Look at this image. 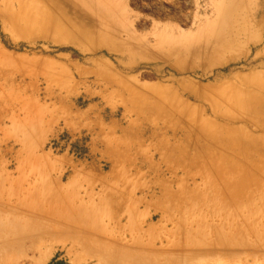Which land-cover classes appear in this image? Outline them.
<instances>
[{
    "label": "rangeland",
    "instance_id": "1",
    "mask_svg": "<svg viewBox=\"0 0 264 264\" xmlns=\"http://www.w3.org/2000/svg\"><path fill=\"white\" fill-rule=\"evenodd\" d=\"M31 1L23 21L0 15V201L16 200L9 179L51 186L60 176L87 203L96 193L142 198L136 223L162 225L159 236L173 238V225H189L190 208L174 209L171 199L150 219L145 202L163 188L179 193L184 171L168 157L173 147L153 145L142 126L171 120L155 108L168 88L224 81L242 92L247 115L264 122V45L253 43L264 37V0ZM224 40L228 48L217 51ZM248 155L249 173L263 182L264 147ZM44 234L45 246L25 264L41 253V264L55 256L95 263ZM211 264H264V247Z\"/></svg>",
    "mask_w": 264,
    "mask_h": 264
},
{
    "label": "bare ground",
    "instance_id": "2",
    "mask_svg": "<svg viewBox=\"0 0 264 264\" xmlns=\"http://www.w3.org/2000/svg\"><path fill=\"white\" fill-rule=\"evenodd\" d=\"M32 2L0 0V15L6 13L13 23L23 21ZM224 41L216 43L217 51L228 48L230 43ZM253 43L264 45V37ZM241 95L225 81L188 90L171 87L155 104L171 120L142 126L141 132L152 130L153 145L173 147L168 157L184 171L186 182L179 193L162 187L160 196L149 192L157 198L145 202L150 219L168 210L172 204L166 201L171 199L176 201L174 209L190 208L189 225H173V238L164 241L159 236L162 225L136 223L135 209L142 198L132 194L116 198L113 192L96 193L87 203L69 191L60 176L51 186L33 182L25 187L24 181L9 179L16 200L0 201V263L32 260L47 242L44 232L56 236L63 247L83 250L94 264H211L258 252L264 247V209L256 207L255 195L264 199V181L249 173L247 160L252 150L264 147V122L247 115L248 102ZM136 153L152 161L149 153ZM187 179L193 181L191 188ZM27 237L34 240L29 247ZM47 256L41 253L37 264Z\"/></svg>",
    "mask_w": 264,
    "mask_h": 264
},
{
    "label": "trees",
    "instance_id": "3",
    "mask_svg": "<svg viewBox=\"0 0 264 264\" xmlns=\"http://www.w3.org/2000/svg\"><path fill=\"white\" fill-rule=\"evenodd\" d=\"M49 264H68V262L64 259H60L58 256H55Z\"/></svg>",
    "mask_w": 264,
    "mask_h": 264
}]
</instances>
